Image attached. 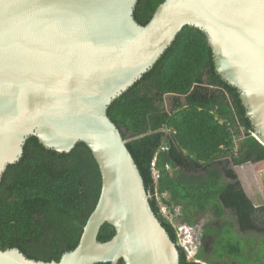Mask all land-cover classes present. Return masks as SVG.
I'll use <instances>...</instances> for the list:
<instances>
[{
  "label": "water",
  "instance_id": "95a60500",
  "mask_svg": "<svg viewBox=\"0 0 264 264\" xmlns=\"http://www.w3.org/2000/svg\"><path fill=\"white\" fill-rule=\"evenodd\" d=\"M136 1L0 0V179L29 136L58 152L84 143L101 176L74 249L45 262L0 248V264H180L107 108L184 26L204 34L215 72L236 88L264 146V0H164L144 25ZM105 223L115 233L101 242Z\"/></svg>",
  "mask_w": 264,
  "mask_h": 264
},
{
  "label": "trees",
  "instance_id": "16d2710c",
  "mask_svg": "<svg viewBox=\"0 0 264 264\" xmlns=\"http://www.w3.org/2000/svg\"><path fill=\"white\" fill-rule=\"evenodd\" d=\"M163 1L137 0L134 19L146 24ZM165 95L172 96L170 106ZM107 114L128 139L151 208L174 242L175 229L161 214L159 201L175 220L190 225L212 213L216 223L202 225L197 253L202 262L264 264V204L254 205L231 167L264 161V146L251 135L236 88L215 72L200 30L184 26L153 66L111 102ZM100 188L99 169L84 143L58 152L29 136L22 156L1 175L0 248H17L34 260H59L76 247ZM226 212L232 221L224 219ZM114 233L105 223L98 240ZM177 248L180 264H202Z\"/></svg>",
  "mask_w": 264,
  "mask_h": 264
},
{
  "label": "rangeland",
  "instance_id": "374dc122",
  "mask_svg": "<svg viewBox=\"0 0 264 264\" xmlns=\"http://www.w3.org/2000/svg\"><path fill=\"white\" fill-rule=\"evenodd\" d=\"M183 99V97H182ZM172 102L171 95L164 96V103L167 106H170ZM247 164L242 165H232L231 167L235 170L238 176L241 177V183L244 184L245 189L249 191L250 197L254 202L255 206H260L264 204V161L254 163L246 162ZM256 166V168H255ZM224 219L232 221L231 215L226 212V215L223 216ZM179 221V220H177ZM205 223H216V219L212 216V213H207L203 218H200L197 223L193 224L200 228L196 232V241L198 240L200 245H202V225ZM257 240H261L262 236L260 234L256 235ZM206 247V245H205Z\"/></svg>",
  "mask_w": 264,
  "mask_h": 264
},
{
  "label": "built area",
  "instance_id": "2783aa9c",
  "mask_svg": "<svg viewBox=\"0 0 264 264\" xmlns=\"http://www.w3.org/2000/svg\"><path fill=\"white\" fill-rule=\"evenodd\" d=\"M160 149H164V148L161 147ZM166 168H168V166H166ZM151 169H152L153 178L154 180H156L159 177V172L155 168V157L151 161ZM156 197L159 200L157 194ZM159 207L161 214L166 216L172 222L177 237L176 244L184 249L187 259L194 262L204 263L197 256L200 243L198 240L196 241L195 236H196V232L199 231L200 228L195 225H190L185 222L175 220L173 215L169 213L167 207L163 205L160 201H159Z\"/></svg>",
  "mask_w": 264,
  "mask_h": 264
},
{
  "label": "crops",
  "instance_id": "0c3cea01",
  "mask_svg": "<svg viewBox=\"0 0 264 264\" xmlns=\"http://www.w3.org/2000/svg\"><path fill=\"white\" fill-rule=\"evenodd\" d=\"M259 162H262V161H259ZM250 163H251V162H250ZM254 163L256 164V163H258V162H254ZM245 164H247V163H245ZM255 168H256V166H255ZM237 175H238V174H237ZM238 177H239V179L241 180V177H240V176H238ZM241 184H242V187H243L245 193L247 194V196L252 200V198L250 197L249 191L245 189V186H244L243 183H241ZM252 202H253V201H252ZM253 203H254V202H253Z\"/></svg>",
  "mask_w": 264,
  "mask_h": 264
},
{
  "label": "flooded vegetation",
  "instance_id": "af4514ba",
  "mask_svg": "<svg viewBox=\"0 0 264 264\" xmlns=\"http://www.w3.org/2000/svg\"><path fill=\"white\" fill-rule=\"evenodd\" d=\"M212 242H213V241L210 239V240L208 241V243H206L205 250H206L207 252H210V251H211V249H212V247H211V243H212ZM234 263H236V261H235Z\"/></svg>",
  "mask_w": 264,
  "mask_h": 264
},
{
  "label": "clouds",
  "instance_id": "9594fccd",
  "mask_svg": "<svg viewBox=\"0 0 264 264\" xmlns=\"http://www.w3.org/2000/svg\"><path fill=\"white\" fill-rule=\"evenodd\" d=\"M205 263V262H204Z\"/></svg>",
  "mask_w": 264,
  "mask_h": 264
}]
</instances>
